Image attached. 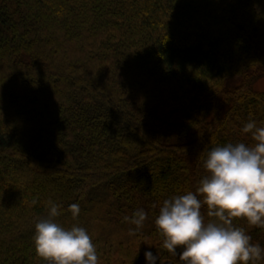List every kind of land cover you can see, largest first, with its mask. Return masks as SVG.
<instances>
[{"label":"trees","instance_id":"16d2710c","mask_svg":"<svg viewBox=\"0 0 264 264\" xmlns=\"http://www.w3.org/2000/svg\"><path fill=\"white\" fill-rule=\"evenodd\" d=\"M263 77L264 0H0V264H51L34 246L49 200L98 264H183L159 208L196 194L208 150L255 143ZM232 219L264 248V226Z\"/></svg>","mask_w":264,"mask_h":264},{"label":"clouds","instance_id":"9594fccd","mask_svg":"<svg viewBox=\"0 0 264 264\" xmlns=\"http://www.w3.org/2000/svg\"><path fill=\"white\" fill-rule=\"evenodd\" d=\"M255 142L228 143L207 151L204 167L208 175L199 181L196 194L191 191L165 199L155 218L163 237L161 247L183 264H248L264 255L260 244L233 226L234 217H245L248 223L264 226V126L249 121L242 129ZM202 195L203 199H199ZM35 203V201L33 202ZM202 204L208 207V219L201 215ZM46 218L35 223L34 246L39 256L51 264H98L95 244L85 228L62 227L55 221L60 205L49 200ZM72 215L79 214L78 203L69 205ZM147 213L135 211L123 220L135 225V234L143 226ZM177 247L181 251L177 253ZM146 264H157L160 257L144 252Z\"/></svg>","mask_w":264,"mask_h":264},{"label":"rangeland","instance_id":"374dc122","mask_svg":"<svg viewBox=\"0 0 264 264\" xmlns=\"http://www.w3.org/2000/svg\"><path fill=\"white\" fill-rule=\"evenodd\" d=\"M254 87L258 90L264 89V77L255 82Z\"/></svg>","mask_w":264,"mask_h":264}]
</instances>
